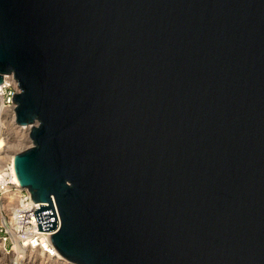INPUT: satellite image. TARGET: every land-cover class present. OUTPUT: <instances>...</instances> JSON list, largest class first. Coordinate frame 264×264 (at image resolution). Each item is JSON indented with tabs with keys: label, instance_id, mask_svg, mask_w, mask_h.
I'll return each instance as SVG.
<instances>
[{
	"label": "water",
	"instance_id": "water-1",
	"mask_svg": "<svg viewBox=\"0 0 264 264\" xmlns=\"http://www.w3.org/2000/svg\"><path fill=\"white\" fill-rule=\"evenodd\" d=\"M16 176L77 264H264V0H0Z\"/></svg>",
	"mask_w": 264,
	"mask_h": 264
},
{
	"label": "built area",
	"instance_id": "built-area-1",
	"mask_svg": "<svg viewBox=\"0 0 264 264\" xmlns=\"http://www.w3.org/2000/svg\"><path fill=\"white\" fill-rule=\"evenodd\" d=\"M18 91L17 82L13 74H4L0 82V106H14L12 100L13 93ZM14 165V163H13ZM14 184L13 174L9 166L0 170V201L3 199V191ZM13 204L11 215H2L0 218V242L6 253H10L15 247L30 248L42 251L48 256H55L58 252L51 247L44 233H53L57 228L60 219L54 200L52 201L56 217L57 226L52 230H38L35 209L39 208V203L48 202L35 201L31 192L26 188H21V192L13 200H8Z\"/></svg>",
	"mask_w": 264,
	"mask_h": 264
},
{
	"label": "rangeland",
	"instance_id": "rangeland-1",
	"mask_svg": "<svg viewBox=\"0 0 264 264\" xmlns=\"http://www.w3.org/2000/svg\"><path fill=\"white\" fill-rule=\"evenodd\" d=\"M3 112L2 113V122H0V139L5 141L7 144V148L4 153L1 154V156H4V159L0 160V168L3 167L6 164V159L9 157V155H14L15 152L22 150L29 146L31 144L30 137H29V129L30 125H17L11 116L13 114H10ZM8 153V154H7ZM13 200V199H12ZM8 212V215L10 210L6 208L1 207L0 214H4ZM12 255V253H11ZM9 253H6L1 244H0V264H12L15 262L14 258ZM34 258L31 256H28L25 253V256L23 253L19 255V258H24L23 261L24 264H77L72 261H66V260H47L42 259L38 256L37 253L32 254ZM21 256V257H20ZM30 257V258H29ZM61 262V263H60ZM21 262L19 261L18 264Z\"/></svg>",
	"mask_w": 264,
	"mask_h": 264
},
{
	"label": "bare ground",
	"instance_id": "bare-ground-1",
	"mask_svg": "<svg viewBox=\"0 0 264 264\" xmlns=\"http://www.w3.org/2000/svg\"><path fill=\"white\" fill-rule=\"evenodd\" d=\"M10 113L13 114L11 116V118L14 119V106H7V107H1L0 106V122H2V113ZM9 114V115H10ZM7 148V144L5 143V141H3L2 139H0V160L4 159V156H1L2 153L5 152ZM8 154V153H7ZM13 157L14 155H9V157L6 159V164L0 168V170L6 168L7 166H9L10 168V172L13 174V179H14V184L11 186H8L4 191H3V199L2 201H0V209L1 207L4 208L6 210V208H8L10 210L9 214L11 215L12 211H13V204H11L10 202H8V200L10 201L11 199H14L15 197H17L19 195V193L21 192V188H23V186L20 184L15 170H14V165H13ZM26 189H28L27 187H24ZM29 190V189H28ZM30 191V190H29ZM6 215H8V212L5 213ZM2 213L0 214V218L2 217ZM9 215V216H10ZM1 246L2 243L0 242ZM12 253V255H11ZM23 253L25 256V253L28 256H31L32 258H34V256L32 254L37 253L38 256L41 258V260L43 259H53V260H66L68 261L65 257H63L60 253H58L55 256H48L46 254H44L42 251L37 250V249H30V248H20V247H15L14 250H12L9 254L14 258L15 262L12 264H18V262L20 261V264H24L23 261L25 260L24 258H19V255ZM21 257V256H20ZM30 258V257H29ZM60 262V263H61Z\"/></svg>",
	"mask_w": 264,
	"mask_h": 264
}]
</instances>
